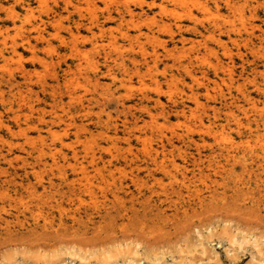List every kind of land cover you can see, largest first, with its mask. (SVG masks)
<instances>
[{
  "label": "rangeland",
  "instance_id": "obj_1",
  "mask_svg": "<svg viewBox=\"0 0 264 264\" xmlns=\"http://www.w3.org/2000/svg\"><path fill=\"white\" fill-rule=\"evenodd\" d=\"M25 1L32 9L23 0H4L8 9H0L10 42L1 44L7 51L0 74L14 70L26 99L14 105L17 121L5 103L11 93L0 92V121L14 131L0 125V264H151L156 257V264H264V94L255 86L264 79V41L253 37L249 44L244 29L240 35L214 29L215 21L232 17L222 0L220 7L216 0ZM234 2L245 13L238 27L264 29V0ZM126 4L148 14L122 19L117 8ZM40 22L43 37L33 28ZM15 41L18 52L9 49ZM20 63L31 71L28 78ZM236 100L249 107L248 117ZM226 104L260 127L253 151L245 150L234 121L225 131L230 140L217 137ZM214 106L219 120L206 119ZM40 114L58 120L57 138ZM134 115L139 127L125 128L123 120ZM140 132L167 168L153 163ZM232 141L237 155L226 159L221 148ZM40 147L50 151L42 159ZM231 236L249 240L233 244Z\"/></svg>",
  "mask_w": 264,
  "mask_h": 264
},
{
  "label": "bare ground",
  "instance_id": "obj_2",
  "mask_svg": "<svg viewBox=\"0 0 264 264\" xmlns=\"http://www.w3.org/2000/svg\"><path fill=\"white\" fill-rule=\"evenodd\" d=\"M19 1H21V0H19ZM24 1V5H26V7H27V9L28 10H30V9H32V6H31V3H29L28 1H25V0H23ZM184 1V0H183ZM224 3H225V5L227 6V8L229 9V11L232 13V14H230L231 16H229V17H231V18H225L224 20H222V21H215L214 23H213V27H214V29H217V30H219L220 32H227L229 35L231 34V33H240L243 29L244 30H246V32H248V35L247 36H249L248 37V39H247V41H248V43L250 44V43H254V41H253V37H257V38H259L260 40H262V41H264V29L260 26V25H257V27L256 28H259L260 29V33H257V29L255 28V27H253V28H250V29H248L247 27H246V24L243 22V25H242V27H238V25L236 24V19L237 18H239V19H241V20H243V17H244V12H243V10H242V8H241V6H238L237 4L239 3V2H234V0H222ZM246 1H248V0H246ZM215 3H216V6L217 7H220V3H219V1L218 0H216L215 1ZM184 4V3H183ZM202 6V10H204L205 12H207V11H209L210 9V7H209V5L208 4H206V5H201ZM10 7V6H9ZM0 9H8V7H6V4H5V2H4V0H0ZM9 11L13 14L12 16L13 17H15L17 14H15V11L14 10H12V8H9ZM117 11H118V13L120 14V17L122 18V19H125L127 16H126V14H128V15H130V17L133 19V17H135V16H143V15H147L148 13L144 10V11H138V10H136L135 8H133L130 4H126L125 6H124V9L123 8H120V7H118L117 8ZM113 15H112V13H110V17H112ZM214 20H218V19H214ZM244 21H247V20H244ZM242 22V21H241ZM43 23H45V22H40V23H37V24H34V26H33V28H35V29H37L38 31H39V33L41 34L40 35V37H43V35H42V31H43V29H41V27H42V25H43ZM248 23H251V22H248ZM249 26V25H248ZM23 27V26H22ZM250 27V26H249ZM251 27H252V25H251ZM206 28V27H205ZM7 27L5 26V25H0V54L1 55H5L4 54V50H6V49H4V50H2L3 48L1 47V44L4 46V45H6L7 44V42H6V37H5V33L6 32H8L7 31ZM213 29V30H214ZM243 30V31H244ZM206 31H208V32H211L212 30H211V28H206ZM212 33V32H211ZM242 33V32H241ZM9 34V33H8ZM7 35V34H6ZM240 35V34H239ZM9 37H10V35H8ZM28 37V36H27ZM27 37L26 38H24V42L26 41V43H27V45L29 44L30 45V47H32L33 49H35V45L34 44H32L31 43V41L29 40V39H27ZM29 38V37H28ZM12 41H14V39L12 40ZM253 41V42H252ZM10 43V42H9ZM8 43V44H9ZM7 44V45H8ZM11 46V45H10ZM16 46H18L17 45V43H16V41L15 42H13V44H12V48H9L10 50L12 49L13 51L12 52H18L17 51V48H16ZM6 48V47H5ZM7 51V50H6ZM6 53V52H5ZM9 53V52H8ZM11 53V52H10ZM15 54V53H14ZM145 54V53H144ZM260 55L262 56H264V52H260ZM13 58V57H12ZM264 58V57H263ZM196 59H198L199 60V57H197L196 56ZM204 60V59H203ZM133 61H135V63L137 62V59L136 58H133ZM204 62V61H203ZM206 63V62H205ZM208 64V63H207ZM213 64H216V63H213ZM217 65V64H216ZM246 66H244V64H243V66H242V69H243V71H246ZM231 69V68H230ZM229 69V70H230ZM248 69V68H247ZM216 70H218V69H216ZM20 71L24 74V76H25V78H28V76L30 75V73H31V71L24 65V64H21L20 63ZM254 72H258L257 71V68H254ZM232 73V72H231ZM244 73V72H243ZM6 74V73H5ZM5 74H0V92H1V96L4 98V92H6V89H8V92H10L11 93V96H10V98L9 99H5V103H7V105H9L8 107H9V110H11V111H13V116H15V119L17 120V121H21L20 119H21V115L20 114H18V112L16 111V110H14V105L16 104V103H18V104H20V101L22 102V101H26V99H25V97H24V90L22 89V86H21V82L19 81V80H17V78H16V75H15V72H14V70H10V71H8V74L7 75H5ZM232 78H233V76H232ZM231 78V79H232ZM248 79H249V76H246L245 77V80H247L248 81ZM233 80V79H232ZM58 82H60V81H58ZM66 82V81H65ZM45 84H43V87H46V82H44ZM4 86L5 87H7V88H4ZM245 86V85H244ZM255 86L257 87V89L262 93V94H264V79H262V80H255ZM52 88L54 87V86H51ZM67 87V86H66ZM69 88V87H68ZM46 89V88H45ZM222 89V88H221ZM53 90H55V89H53ZM220 90V89H219ZM239 90H240V94H242V96L244 97V99H245V101H246V103H247V105L249 104V105H252V106H254V108L253 109H257L258 107H255L256 106V103L254 102V100H253V98L251 97V95H250V93H249V90L247 91L245 88H243V85H239ZM72 91V90H71ZM55 92V91H54ZM72 93V92H71ZM70 93V94H71ZM221 93H223V91L221 92ZM66 94V93H65ZM75 95H76V93H74ZM6 95V94H5ZM223 95H226L225 93H223ZM17 96H19V98H20V100H17L16 99V97ZM78 96V95H77ZM73 97L74 96H72L71 95V98L73 99ZM227 97V96H226ZM226 97H224V98H226ZM56 96H55V93H54V99L56 100ZM75 99H78V97H75ZM74 99V100H75ZM238 99V98H237ZM28 100V99H27ZM59 100H61V99H59ZM81 100H82V98H81ZM239 100H240V98H239ZM244 101V100H243ZM54 102H56V101H54ZM63 102V101H62ZM157 102L158 103H161V99L160 98H158L157 99ZM258 102V101H257ZM264 102V101H263ZM263 102H262V104H263ZM199 103V102H198ZM232 104H234V103H237V105H238V108H239V111H241L242 113H243V115L245 114V115H247V117L251 114H249V105L248 106H246L245 107V104L243 105V104H241V103H239L238 102V100H236V101H232L231 102ZM260 103V102H259ZM22 104V103H21ZM34 104V103H33ZM31 105V107L30 108H32L30 111H31V113L33 114L34 112L33 111H35V110H37V109H35V106L34 105ZM177 105V104H176ZM227 105V104H226ZM229 105H231V104H229ZM229 105H227V106H229ZM5 106V105H4ZM18 106V105H17ZM20 106V105H19ZM23 106V105H22ZM25 106V105H24ZM16 107V106H15ZM145 107V106H144ZM190 107V106H189ZM188 107V108H189ZM207 107H208V105H207ZM211 107V105H209V108ZM248 107V108H247ZM262 107H264V106H262ZM29 108V107H28ZM29 108V109H30ZM203 108H205V107H203ZM228 108H230V110L228 111V113H226V118H225V120L224 121H226V122H223V121H220V125H219V128H218V130H215V133L217 134H219L220 136H221V139H223V140H225V141H227V140H230V138L228 137V136H226V134H225V131L227 130V128H228V126H231V121H234V123H237L236 125H237V127H238V131H239V133H240V136L242 137V140L244 141V143H246V147H245V150H247V151H253L255 148L253 147V145H252V139H260L259 137H260V135L262 134L263 135V133L262 132H260L261 134H258V132H259V128L260 127H258V125H257V128H253V125H252V122H251V117H250V119H249V121L247 122V123H245L244 124V122L245 121H247V120H245L244 122L242 121V119L240 118V116L239 115H241L239 112H236V111H234V110H232L231 109V106H229ZM252 108V107H251ZM43 109V108H42ZM46 109V108H45ZM147 109V108H146ZM262 109V108H261ZM264 109V108H263ZM176 110L179 112V111H184V112H186L188 109H185V108H183L182 110L181 109H179L178 107H176ZM191 111H192V115L195 113V111L193 112V108L192 109H190ZM212 110H213V113L212 112H210V114H207L206 115V113L208 112V111H206L205 112V115H206V119H208V117L210 116H214V118L215 119H218L219 118V116H220V113H219V111L221 110L220 108H218V107H216V106H214L213 108H212ZM260 111V110H259ZM26 112V111H25ZM24 112V113H25ZM250 112H252V110H250ZM255 111H253V113H254ZM263 112V111H262ZM198 114H199V112H197ZM203 113V112H202ZM259 113V112H258ZM153 114V113H152ZM151 114V115H152ZM213 114V115H212ZM24 115V114H23ZM41 115V122H46V124H47V126H48V131H50V132H52L53 134H54V136L56 135L57 137H58V132L56 131V130H54V129H56V128H53L54 127V125L57 123L58 124V120H56V119H54V120H52V121H46V118L44 117V116H42V114H40ZM59 115V114H58ZM185 115V114H184ZM200 115V114H199ZM262 115V114H261ZM154 115H152L151 117L153 118V122H155L156 121V118H155V120H154V117H153ZM56 117H57V115H56ZM241 117H243V116H241ZM257 117V116H256ZM255 117V118H256ZM25 118H26V115H25ZM25 118L23 117V121L24 122H26L25 121ZM73 118H74V116H73ZM167 118V117H166ZM194 118V117H193ZM58 119V118H57ZM59 119H60V117H59ZM200 123H202V124H204V117L203 116H200ZM212 119H213V117H212ZM62 119H60V121H61ZM110 120H112V119H110ZM219 120V119H218ZM260 120L262 121V125L264 124V116L262 115L261 117H260ZM260 120H258L257 119V121H255L254 120V117H253V121H255V122H258V121H260ZM70 121V120H69ZM210 121V120H209ZM212 121V120H211ZM217 121V120H216ZM74 122V121H73ZM116 122V123H115ZM115 122H112L111 124L113 125V128L115 129V131H117V129L119 128V124H118V122L117 121H115ZM144 122H146V120H144ZM208 123V122H207ZM20 124V123H19ZM30 124V123H29ZM74 124H75V122H74ZM138 124H139V118L138 117H136L135 115H134V118H133V120H129L128 119V117H126L124 120H123V126L125 127V128H127V129H130V128H132L133 129V127L134 128H136V127H139L138 126ZM201 124V125H202ZM213 124V123H212ZM211 124V125H212ZM257 124H259V123H257ZM0 125H5L12 133H14V131H13V129H12V127L10 126V124H6V123H4V121H0ZM18 125V124H17ZM38 125V124H37ZM76 125V124H75ZM77 125H79V124H77ZM205 125V124H204ZM216 125H218V124H216ZM20 126V125H19ZM210 126V125H209ZM31 127V126H30ZM38 127V126H37ZM83 127V126H82ZM106 127V126H105ZM41 128V127H40ZM39 128V129H40ZM67 128V127H66ZM79 128V127H78ZM81 128V127H80ZM108 128V127H107ZM208 128V127H207ZM217 128V127H216ZM243 128H245V130H243ZM38 129V130H39ZM110 129H112V128H110ZM211 129H213V127H211ZM26 129H24V127H22V126H20V130L19 131H25ZM44 130V129H43ZM107 130V129H106ZM131 130V129H130ZM39 132V131H38ZM110 132H112L111 130H110ZM131 132V131H130ZM133 132V131H132ZM131 132V133H132ZM214 132V131H213ZM25 133H27V132H25ZM116 133H118V132H116ZM109 134V133H108ZM217 134V135H218ZM112 135V134H111ZM217 136L218 138L220 137V136ZM54 137V138H57V137ZM62 136V135H61ZM114 136V135H113ZM112 136V137H113ZM136 136H137V138L139 139V140H142V142H143V144H144V149L145 150H147V152H148V154H150L151 156H153V158H152V160H153V163H155L156 165H158L159 167H162L163 169L164 168H167L165 165H164V163H163V161H159L158 160V157H159V154L161 153V151H159V149H155V148H150V147H148V144H147V140H148V137L146 136V135H143L142 134V132H140V134H136ZM182 136V135H181ZM47 137V136H46ZM110 137V136H109ZM115 137V136H114ZM34 138V137H33ZM53 138V139H54ZM169 139V138H168ZM241 139V138H240ZM30 140V139H29ZM35 140V139H34ZM43 140L45 141V139L43 138ZM61 140V139H60ZM170 140H171V138H170ZM40 141V140H39ZM237 141V140H236ZM243 141H242V143H243ZM254 141V140H253ZM258 141V140H257ZM62 142V141H61ZM252 142V143H251ZM263 142V141H262ZM42 143V142H41ZM48 143V142H47ZM47 143H45V144H47ZM52 143V142H51ZM226 143V142H225ZM257 143V142H256ZM34 144V143H33ZM40 144V143H39ZM230 144V143H229ZM229 144H227V145H225L224 146V148H221L222 149V151L220 152V154L222 155V156H225V158L226 159H229V158H233V157H235L237 154H236V148H237V146L235 145L234 146V144H235V142L234 141H232L231 142V144L229 145ZM238 144H241V143H239L238 142ZM259 144V143H258ZM21 145V144H20ZM36 145H38V144H36ZM69 145V144H68ZM67 145V146H68ZM224 145V144H223ZM244 145V144H243ZM242 145V146H243ZM260 145V144H259ZM258 145V146H259ZM47 146V145H46ZM45 146V147H46ZM66 146V147H67ZM70 146V145H69ZM163 146H165V145H163ZM261 146V145H260ZM51 147H52V145H51ZM239 147V146H238ZM244 147V146H243ZM23 148V147H22ZM35 148V147H34ZM38 148V147H37ZM48 148V147H47ZM59 148V147H58ZM165 148V147H164ZM263 148V147H262ZM60 149V148H59ZM76 149V148H75ZM220 149V150H221ZM259 149V148H258ZM3 150V149H2ZM51 150V149H50ZM244 150V152H247V151H245ZM261 150H263V149H261ZM25 151V150H24ZM35 151H37L36 153L38 154V156L42 159V158H44V156H47L48 154H49V152L50 151H47L44 147H40L39 148V150H35ZM52 151H54V149L52 150ZM57 152V151H56ZM60 152H62V151H60ZM152 152H154L155 154L153 155L152 154ZM258 152V151H257ZM261 152V151H260ZM80 153H81V151H80ZM87 153V152H86ZM96 153V152H95ZM93 154V156H91V158H92V163H94L95 162V155L96 154ZM219 153V152H218ZM240 153V152H239ZM239 153H238V155H239ZM253 153V152H252ZM256 153V152H255ZM53 154V153H52ZM52 154H50V155H52ZM82 154V153H81ZM88 154V153H87ZM73 155H74V157H76V159H77V155H78V152L76 151V150H73ZM102 155V154H101ZM245 155H247V154H245L244 153V156ZM250 155H251V153H250ZM257 155V154H256ZM263 155V154H262ZM25 156H27L26 154H25ZM34 156V155H33ZM32 156V157H33ZM54 155H52V157H53ZM244 156H242V157H244ZM252 156V155H251ZM49 157V156H48ZM66 157V156H65ZM89 157H90V155H89ZM99 157V156H98ZM101 157V156H100ZM216 157H219V156H217V155H215L214 156V158H216ZM56 158V157H55ZM63 158V157H62ZM26 159V161H27V157L25 158ZM245 159H246V156H245ZM259 159V158H258ZM45 160V159H44ZM52 160V159H51ZM58 160V159H57ZM247 160V159H246ZM261 160V159H260ZM30 161V160H29ZM59 161V160H58ZM57 161V162H58ZM78 160H76V162H77ZM81 162H83L82 160H80ZM31 162V161H30ZM39 162V161H38ZM89 162V161H88ZM248 162V161H247ZM26 163H28V162H26ZM40 163V162H39ZM46 163V162H45ZM54 163H56V161H55V159H54ZM111 163V162H110ZM200 162H198V164H199ZM245 163V162H244ZM253 163V162H252ZM263 163V162H262ZM75 164H77V163H75ZM88 164V163H87ZM54 165V164H53ZM64 165V164H63ZM79 165V164H78ZM137 165H139V164H137ZM32 166H34V164L32 163ZM39 166V165H38ZM75 166V165H74ZM251 166H252V164H251ZM263 166V164H261V166L260 167H262ZM81 169H82V171L86 168V166L84 165V163H81ZM92 167V166H91ZM97 167V166H96ZM247 167V166H246ZM258 167H259V164H258ZM32 168V167H31ZM38 168V167H37ZM102 168V167H101ZM103 168H104V165H103ZM31 170V169H30ZM102 170V169H101ZM244 170H245V168H244ZM247 170V169H246ZM7 171V170H6ZM5 171V172H6ZM33 171V170H32ZM79 171V170H78ZM81 171V172H82ZM100 171V170H99ZM74 172H77V171H74ZM102 172V171H101ZM83 173V172H82ZM37 174V173H36ZM88 175V174H87ZM37 177V176H36ZM40 177H41V175H40ZM85 177H86V175H85ZM89 177V176H88ZM43 178H44V176H43ZM63 178H64V180L65 181H68V176H63ZM38 180V179H37ZM41 180V179H40ZM12 181H13V179H12ZM38 182H40V181H38ZM43 182V181H42ZM74 183H75V181H74ZM74 186V185H73ZM55 187V186H54ZM61 187V186H60ZM34 188V187H33ZM33 188H31V190L33 189ZM36 190V189H35ZM33 191H34V189H33ZM31 194V193H30ZM253 238V237H252ZM256 239V238H255ZM248 241L249 240V238L247 237V238H245L244 237V239L243 240H241V241H237V238H236V236H231L230 238H229V241L231 242V243H233V244H237L238 242L240 243V245L244 242V241ZM211 243V242H210ZM238 243V244H239ZM202 245H204V242L202 241V243H201ZM252 245L255 247V249H256V252L257 253H262L263 254V248H261L260 247V243L257 241V240H254V241H252ZM137 251V250H136ZM72 253V252H71ZM70 253V254H71ZM82 254H84L83 252H82ZM77 255V254H76ZM84 256H86V255H83V257H79L81 260H83V258H84ZM194 257V256H193ZM78 259V258H77ZM85 259H87V257L85 258ZM155 259V258H154ZM157 257H156V260L154 261H152L151 262V264H156V262H157ZM117 264V263H116ZM158 264V263H157ZM196 264H197V262H196Z\"/></svg>",
  "mask_w": 264,
  "mask_h": 264
}]
</instances>
